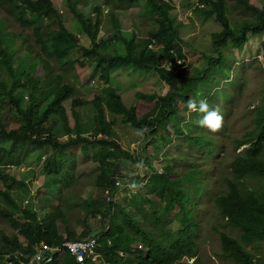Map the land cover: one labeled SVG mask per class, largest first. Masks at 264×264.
Here are the masks:
<instances>
[{"label": "trees", "instance_id": "trees-1", "mask_svg": "<svg viewBox=\"0 0 264 264\" xmlns=\"http://www.w3.org/2000/svg\"><path fill=\"white\" fill-rule=\"evenodd\" d=\"M137 1L102 0L80 8L78 0H65L77 21L75 28L90 38V43L84 45L74 28L72 31L64 24L53 0H0V264H7V255L12 264H78L63 242L89 235L98 237L95 253L100 264H194L191 259L197 255L207 230L217 237V255L222 259L232 264H264V86L259 103H250L249 107L240 105L249 81L244 69L242 79L236 77V63L234 78L229 81L230 62L235 58L231 51L241 49L250 34L264 33V7L250 0H234L252 17L233 21L234 12L227 0H199L194 11L215 15L223 28L211 34L212 52L205 53L198 69L191 70L187 64L178 63L181 38L172 0H144L143 11L157 25L146 40L139 42L138 28V33L121 28L117 17L121 10L116 9ZM105 7L110 8L107 16L114 31L111 36L101 37ZM3 10L10 18L3 15ZM11 21L20 29L15 30ZM152 43L158 48L149 47ZM262 44L264 47V40ZM166 60L171 61L169 68L163 65ZM79 68H88L89 76L104 83L100 93L88 99L77 95L75 70ZM129 68L130 75L138 69H154L169 86L163 95L138 92L153 103L143 115L134 105L128 106L119 87L113 86L114 72ZM230 85L236 89L231 91ZM219 95L224 97L225 114L220 135L198 125L203 116L198 111L189 112L183 122L182 113L189 111L190 99L197 103L204 99L215 109L218 103L212 97L218 99ZM181 103L186 107L182 108ZM86 104H91L93 118L82 114L80 107ZM108 114L121 116L123 122L149 138L159 133V139L150 141L158 149H165L162 173L148 161L152 172L147 184L146 178L137 176L140 188L134 192L132 203L138 208L131 212L124 204L108 200L106 193L87 198L81 190H73L77 184L75 172L63 159L65 151L73 147L88 151L90 146H97L98 173L92 180L101 191L106 189L114 195L121 164L113 158L121 154L125 155L123 159L136 160L137 154L132 157L130 150L121 146ZM231 119H239L240 124L239 133L229 139ZM167 129L183 135L176 141L172 136L168 145L169 138L163 131ZM185 144L201 147L202 151L197 155L174 150L176 145L181 148ZM48 147L58 155L44 159L46 172L37 175V180L28 183L12 173L14 166L32 156L41 161ZM191 161L196 165L192 166ZM39 179L41 184L36 186ZM18 186L28 195L24 206L13 197L12 190ZM31 186H36L37 192ZM50 194L56 196V203ZM35 198L46 208L37 207ZM80 202L86 220L107 207V224L101 220L99 232L92 233L90 227L76 232L70 211ZM82 221L78 216L77 223ZM136 242L143 247L135 249ZM39 251V260H33ZM96 260L92 256L85 259L87 264H97Z\"/></svg>", "mask_w": 264, "mask_h": 264}, {"label": "rangeland", "instance_id": "rangeland-1", "mask_svg": "<svg viewBox=\"0 0 264 264\" xmlns=\"http://www.w3.org/2000/svg\"><path fill=\"white\" fill-rule=\"evenodd\" d=\"M55 6L59 9V13L62 15L61 19L63 20L64 24L68 26L72 31L79 34L80 42L84 45H88L90 43V38L87 35L81 34L80 31L75 28L76 22L74 15H72L69 5L65 2V0H53ZM80 8L87 7L90 4H97L102 2V0H78ZM176 4V8L173 10V17L176 19V24L178 25L179 32H180V41L178 45L181 47L182 51L181 57H178V63H185L191 70L198 69L201 61L203 60V55L205 53L212 52V44H211V34L213 32H218L222 30V24L219 20L216 19L215 15L204 16L196 13L194 11V6L199 2V0H172ZM228 8L234 12L231 15V19L233 21H241L245 17H252L249 16V13H246V10L242 7L236 6L234 0H227ZM250 3L255 4L259 8L264 7V0H250ZM145 4L144 0L137 1L134 5L128 6L127 8H120L116 9L121 10L117 13V17L121 20V28L125 29L124 31L130 33L132 31H136L138 28V40H146L149 38L152 33L156 29V23L154 20L149 17L144 11L143 6ZM110 8L105 7L104 11H102V23L100 27V35L108 37L112 34V22L108 19L107 14L109 13ZM124 11V12H122ZM3 15L10 18L7 15L5 10L1 11ZM1 16V13H0ZM244 18V19H245ZM12 27L15 30L20 29V25L14 21H11ZM134 28L133 30H131ZM11 29V25L9 30ZM31 29V28H30ZM32 30V29H31ZM78 31V32H77ZM33 39V38H32ZM264 40V33L259 36H252L249 35V39L246 43H244L241 49L234 48L231 52L234 55V59H231V68L229 81L234 78L233 72V65L234 63L238 64L235 67V74L236 77L242 79L241 72L244 69V74L249 81V86L247 88V92H244L240 98V105L242 106L248 105L249 107L256 105L259 103V99L262 96V88L264 86V47L263 42ZM19 42V41H18ZM18 44V43H17ZM149 47L158 48V46H154L152 43ZM22 53V51L20 52ZM71 57L76 58L78 56L72 55ZM52 59H56L52 57ZM235 60V61H233ZM56 65L61 64L57 61H54ZM170 60H166L163 62V65L166 64L167 68L170 67ZM78 70V71H77ZM75 70L76 74H78V86L79 91H77V95L83 98H91L94 93H100L104 83L99 81L97 77L92 75L89 76V69L79 68ZM131 68L129 69H118L114 72V87L118 88L119 92L121 93L123 101L128 105H134L137 108L138 114L143 115L151 110L153 103L145 101L138 92H144L148 94L156 93V94H165L169 86L163 81L157 72L153 69H138L135 73L130 75ZM87 78V79H86ZM225 83V81H224ZM215 87V86H213ZM235 86L230 85V90L234 91ZM210 89V88H209ZM216 90V89H215ZM231 94L233 92H230ZM247 94V95H246ZM255 98L254 102H247L248 99ZM206 99V96H205ZM212 99L218 103V107L220 108L221 113L225 117L223 112V105L222 101L224 97L222 95L218 96V99L212 97ZM68 103V104H67ZM66 104L68 106L67 110L68 113L71 114L70 108V101ZM211 103V102H210ZM209 103V104H210ZM252 103V104H250ZM91 104H86L80 107L82 114L87 118H93L94 112L90 111ZM182 108H185L186 105L181 103L180 105ZM210 110H211V106ZM214 108V106H212ZM189 111H185L182 115H185V119L183 118V122L188 119ZM109 118L112 120L113 127L115 128L116 134L118 139L121 143V146L127 150H130L132 157L137 154L136 160L134 158L123 159V156L118 154L113 159H118L117 165H120V187L116 189L115 193V201L114 203L124 204L125 209L131 212L133 209L138 208L132 203V196H136L134 193V189L131 187L132 184H136V182L140 181L138 178H146L147 182L149 181L148 178L152 172L151 166L149 165L148 161H151L153 167L158 169L157 172H162V167L164 166V159L162 160V156L165 155L163 146L159 149L156 145H154L150 140L152 139H159V133L154 135V137L149 138L144 136L140 130L133 127L130 124L123 122L121 116H113L108 114ZM201 115V114H199ZM198 115V116H199ZM239 119H231L228 122V128L231 129V135L229 139H232L234 135H237L239 129ZM222 128V127H221ZM220 128V129H221ZM153 128H149L148 131H151ZM200 129V128H199ZM219 129V130H220ZM219 130L217 134H219ZM166 134V137L169 138L167 140V144L170 145L171 141L170 138L172 137L173 141H176L179 136H182L181 133H176L175 129L172 131L163 130ZM145 132V131H144ZM220 135V134H219ZM220 139V136L218 137ZM221 141L219 140V143ZM147 147V148H146ZM177 147V148H176ZM174 150H178L179 147L176 145ZM97 146H90L88 151H83L80 146L73 147L72 149H68L65 151L64 160L66 166L69 169H72L75 172L76 182L77 184L73 188L77 192H80L86 196L87 198H91L94 196L105 195L106 189L101 191L102 189L99 186H96L95 182L93 181L97 177L98 173V165L99 160L95 157ZM167 148V147H165ZM183 151L186 154L195 153L198 155L197 152H201V147H195L192 144H185L183 146ZM37 154V153H35ZM223 153L220 152L219 155ZM58 155V152L53 151L52 148H46V151L43 153V158L41 161H35L34 156L26 159L21 165L14 166L11 171L13 174H16V177L20 178L21 180L31 183L37 180V175L41 173H45L46 170L44 168V159L47 156L53 157ZM173 158H176V153H174ZM185 159V157H183ZM192 166L196 165L194 161L189 162ZM212 162L209 160L207 162L210 165ZM183 164V163H181ZM198 166V165H197ZM156 171V170H154ZM137 176H139L137 178ZM202 178H205V175H202ZM93 179V180H92ZM200 181H202L200 179ZM38 185L41 184L40 179L36 183ZM144 184V182H143ZM137 185V184H136ZM36 186H31V190L33 192L36 191ZM125 186V187H124ZM140 185H137L135 189H137ZM202 186V183H201ZM124 187V188H123ZM122 188V189H121ZM44 190V188H43ZM31 191V192H32ZM56 192V191H54ZM13 197L22 205H26V201L24 198H28L25 189L21 186L16 187L12 190ZM148 193V191H147ZM46 194V193H45ZM27 195V196H26ZM26 196V197H25ZM50 199H54L53 202H57L56 196L54 194L49 195ZM35 204L37 207L46 208V206H41L38 202L37 198H35ZM176 205V204H175ZM175 205L172 206L171 212H175ZM107 207L105 206L100 211H97L96 215H89L88 220L84 218L85 214L83 212V203L80 202L74 210L70 211L71 214V221L74 223V227L77 233H80L84 228H92L93 232H99L102 228L100 226L102 224L101 220L104 224H107V217L105 216ZM95 211L91 212L90 214H94ZM78 216L83 220L80 223H77ZM135 217H139L142 219L141 216L138 214H133ZM208 218V217H207ZM210 219V215H209ZM5 228L9 229L10 225L5 223ZM60 229H64V224L61 222L59 223ZM209 226V225H206ZM200 248L195 257L191 259V263L194 264H232L229 261L222 259L218 252H220V244L216 236L206 231L203 237H201ZM3 241V240H2ZM1 241V242H2ZM138 244V243H137ZM19 254V251H17ZM130 256L129 253H127ZM7 264H9L8 260L4 259ZM97 264H100V261H97ZM104 264V263H101Z\"/></svg>", "mask_w": 264, "mask_h": 264}, {"label": "clouds", "instance_id": "clouds-1", "mask_svg": "<svg viewBox=\"0 0 264 264\" xmlns=\"http://www.w3.org/2000/svg\"><path fill=\"white\" fill-rule=\"evenodd\" d=\"M187 108H188L189 112H197L198 111L200 113H203L202 118H200L197 121V123H198V125L200 127H205V128H207V129H209L210 131H213V132L218 131L222 127L223 122H224V116L221 113L219 107H216L215 109H211L210 110L209 104H208V102L206 100L202 99V100L199 101V103H197L195 100L190 99L188 101ZM179 149L183 150V147H181ZM164 151H165V149H164ZM163 159L164 158L162 156V160ZM159 173H162V172H159ZM115 185H116V189L118 187H120V181H119V177L118 176H116ZM131 187L134 189L133 190L134 192H136L140 188V186H139L137 189H135L137 187L136 184H132ZM115 193H116V191H115ZM115 193H114V195H111L110 191L107 190L106 191L107 199L115 201V198H114ZM157 197L158 196H156V198ZM79 238L80 239L64 240L63 246L67 247L70 250V252L75 255V258H76L78 264H87V262L85 261L86 256H92L93 259L96 260L97 253H95V246L97 245L98 237H92L91 235H89V236L79 237ZM78 240H87L86 242L94 240L95 242H93V244H94L93 245V252L92 253H86L87 252L86 251L85 253L83 252L82 254H80V253L72 251V249L70 247H68V245L65 244L66 242H74V241H78ZM137 243L138 242H136V244L134 245L135 249H140V248L143 247V245L141 243H138V244ZM58 250H61V249H58ZM41 252L42 251H39L38 254L33 256V260H35V261L39 260V256L41 255ZM19 254H16V255H19ZM120 254L121 255L125 254L127 256V253H125L124 251H120ZM7 260L9 262V264H12V262L8 259V255H7Z\"/></svg>", "mask_w": 264, "mask_h": 264}, {"label": "built area", "instance_id": "built-area-1", "mask_svg": "<svg viewBox=\"0 0 264 264\" xmlns=\"http://www.w3.org/2000/svg\"><path fill=\"white\" fill-rule=\"evenodd\" d=\"M87 240H78L74 242H66L65 244L68 245L72 249V251L82 254L85 253H92L93 252V242L94 240H91L89 242H86Z\"/></svg>", "mask_w": 264, "mask_h": 264}, {"label": "crops", "instance_id": "crops-1", "mask_svg": "<svg viewBox=\"0 0 264 264\" xmlns=\"http://www.w3.org/2000/svg\"><path fill=\"white\" fill-rule=\"evenodd\" d=\"M128 256V255H127Z\"/></svg>", "mask_w": 264, "mask_h": 264}]
</instances>
